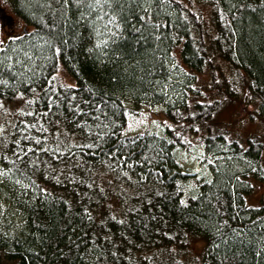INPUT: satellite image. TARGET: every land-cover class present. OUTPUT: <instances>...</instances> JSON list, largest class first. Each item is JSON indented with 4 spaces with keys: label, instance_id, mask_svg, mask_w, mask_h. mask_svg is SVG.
Wrapping results in <instances>:
<instances>
[{
    "label": "trees",
    "instance_id": "16d2710c",
    "mask_svg": "<svg viewBox=\"0 0 264 264\" xmlns=\"http://www.w3.org/2000/svg\"><path fill=\"white\" fill-rule=\"evenodd\" d=\"M206 1L214 33L184 0L0 2V37L32 26L0 38V113L18 105L0 121V264H264V0ZM177 48L209 99L173 96ZM158 104L175 126L126 132ZM195 140L209 176L176 153Z\"/></svg>",
    "mask_w": 264,
    "mask_h": 264
},
{
    "label": "rangeland",
    "instance_id": "374dc122",
    "mask_svg": "<svg viewBox=\"0 0 264 264\" xmlns=\"http://www.w3.org/2000/svg\"><path fill=\"white\" fill-rule=\"evenodd\" d=\"M189 5L192 6L197 12H200L205 18L206 24L209 27L211 33L215 32L214 23L212 19L213 7L206 0H184ZM3 7H5L8 13H12L10 5L7 0H0ZM32 31V26L24 23L23 20L16 18L14 24L5 23L1 30L2 41H7L9 37L14 36H29ZM174 49L172 56V68L173 74L169 81V89L171 90L173 96L176 95H188L189 100L200 97L201 99L208 98L211 96V84L208 75L199 74L198 72L191 70L184 62L181 60L180 50ZM227 67V66H226ZM225 67V68H226ZM233 71L231 68H226V72L229 75ZM235 73V72H234ZM63 75L68 77L66 72L63 71ZM236 75V74H235ZM236 76L241 77L239 74ZM237 77V78H238ZM242 79V78H239ZM18 105L14 102H8L5 106L4 112L0 113V121H8L10 124L13 122L15 111ZM248 108H254L253 103L249 104ZM165 104L158 105H143L140 108L139 113H132L130 115L129 125L126 132H137V131H154L158 133H164L167 126H175L176 124L170 120L165 114ZM241 124V123H240ZM259 132L264 131V125L260 123L257 127ZM246 125H240V131L242 134L246 132ZM184 139L194 140V138L188 133L184 132ZM195 144L184 148L177 149V155L183 164V167L189 171L196 172L202 176H209L212 174L211 166L209 164V155L205 152L204 146L198 142L194 141ZM213 159V157H212ZM0 169L3 167L0 165ZM5 171V170H4ZM5 173V172H4ZM253 203L264 204V184L258 185L253 196L250 197ZM5 205L1 204L0 207L3 208Z\"/></svg>",
    "mask_w": 264,
    "mask_h": 264
},
{
    "label": "snow or ice",
    "instance_id": "6c2138e0",
    "mask_svg": "<svg viewBox=\"0 0 264 264\" xmlns=\"http://www.w3.org/2000/svg\"><path fill=\"white\" fill-rule=\"evenodd\" d=\"M100 2V0H96V3H99ZM113 21H109V23H112ZM89 147H91V146H89Z\"/></svg>",
    "mask_w": 264,
    "mask_h": 264
},
{
    "label": "water",
    "instance_id": "95a60500",
    "mask_svg": "<svg viewBox=\"0 0 264 264\" xmlns=\"http://www.w3.org/2000/svg\"><path fill=\"white\" fill-rule=\"evenodd\" d=\"M1 9H3L2 7H0Z\"/></svg>",
    "mask_w": 264,
    "mask_h": 264
}]
</instances>
